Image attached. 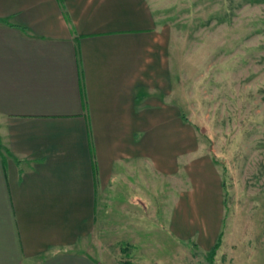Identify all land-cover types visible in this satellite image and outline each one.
<instances>
[{
    "label": "crops",
    "instance_id": "crops-1",
    "mask_svg": "<svg viewBox=\"0 0 264 264\" xmlns=\"http://www.w3.org/2000/svg\"><path fill=\"white\" fill-rule=\"evenodd\" d=\"M156 2L0 0V264H103L86 245L111 214L159 209L177 111ZM217 212L209 181L166 217L207 246Z\"/></svg>",
    "mask_w": 264,
    "mask_h": 264
},
{
    "label": "rangeland",
    "instance_id": "rangeland-1",
    "mask_svg": "<svg viewBox=\"0 0 264 264\" xmlns=\"http://www.w3.org/2000/svg\"><path fill=\"white\" fill-rule=\"evenodd\" d=\"M154 6L175 51L174 165L144 188L159 211L122 204L86 246L103 264H264V0ZM209 181L219 235L206 246L166 215Z\"/></svg>",
    "mask_w": 264,
    "mask_h": 264
},
{
    "label": "trees",
    "instance_id": "trees-1",
    "mask_svg": "<svg viewBox=\"0 0 264 264\" xmlns=\"http://www.w3.org/2000/svg\"><path fill=\"white\" fill-rule=\"evenodd\" d=\"M219 238L218 240L216 241L215 245L212 247V250H211V254H213V252L217 249L218 245H219Z\"/></svg>",
    "mask_w": 264,
    "mask_h": 264
}]
</instances>
